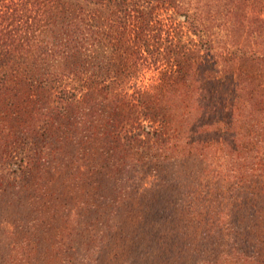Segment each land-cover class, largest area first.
<instances>
[{
  "label": "trees",
  "instance_id": "trees-1",
  "mask_svg": "<svg viewBox=\"0 0 264 264\" xmlns=\"http://www.w3.org/2000/svg\"><path fill=\"white\" fill-rule=\"evenodd\" d=\"M190 157L264 192V0H0V181L57 158L98 191ZM259 231L226 264H264Z\"/></svg>",
  "mask_w": 264,
  "mask_h": 264
},
{
  "label": "rangeland",
  "instance_id": "rangeland-1",
  "mask_svg": "<svg viewBox=\"0 0 264 264\" xmlns=\"http://www.w3.org/2000/svg\"><path fill=\"white\" fill-rule=\"evenodd\" d=\"M206 87L233 92L230 81ZM15 163L0 181V264H226L253 256L264 228L262 185L210 175L197 157L103 180L98 191L60 159L53 173L25 175Z\"/></svg>",
  "mask_w": 264,
  "mask_h": 264
}]
</instances>
